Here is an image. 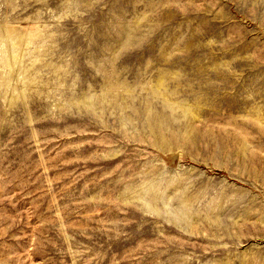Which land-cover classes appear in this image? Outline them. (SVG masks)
Returning <instances> with one entry per match:
<instances>
[{"label":"rangeland","instance_id":"rangeland-1","mask_svg":"<svg viewBox=\"0 0 264 264\" xmlns=\"http://www.w3.org/2000/svg\"><path fill=\"white\" fill-rule=\"evenodd\" d=\"M0 264H264V0H0Z\"/></svg>","mask_w":264,"mask_h":264}]
</instances>
